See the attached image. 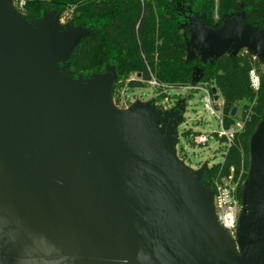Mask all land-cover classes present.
Listing matches in <instances>:
<instances>
[{
	"label": "water",
	"instance_id": "obj_1",
	"mask_svg": "<svg viewBox=\"0 0 264 264\" xmlns=\"http://www.w3.org/2000/svg\"><path fill=\"white\" fill-rule=\"evenodd\" d=\"M54 19L33 26L0 0V264H264V114L235 243L203 171L175 160L173 122L159 137L154 111H116L110 68L87 82L64 75L87 31ZM193 35L203 59L248 45L264 60V27L241 14L214 28L197 19Z\"/></svg>",
	"mask_w": 264,
	"mask_h": 264
},
{
	"label": "trees",
	"instance_id": "obj_2",
	"mask_svg": "<svg viewBox=\"0 0 264 264\" xmlns=\"http://www.w3.org/2000/svg\"><path fill=\"white\" fill-rule=\"evenodd\" d=\"M178 4L192 10V16L210 28L219 27L235 13L247 24L264 27V0H25L18 14L31 24L49 11L55 15L70 12L73 27L87 31L70 58L60 63L62 73L69 78L88 81L110 68L128 88H144L155 80L160 94L213 84L224 102L225 126L235 121L238 108L244 126L223 164L203 171L202 184L211 188L213 179L226 174L230 167L237 173L244 167L245 179L249 140L264 114V69L245 53L203 59L197 52L188 57L186 38L192 35L179 28L187 18L176 9ZM252 67L259 74L257 90L250 85Z\"/></svg>",
	"mask_w": 264,
	"mask_h": 264
},
{
	"label": "rangeland",
	"instance_id": "obj_3",
	"mask_svg": "<svg viewBox=\"0 0 264 264\" xmlns=\"http://www.w3.org/2000/svg\"><path fill=\"white\" fill-rule=\"evenodd\" d=\"M9 2L12 8L16 7L15 0H9ZM178 8L182 10V13L187 18L185 22L179 25V28L182 32H184V30L190 31L192 35L190 38H186V40L188 45L187 56L193 57L197 52H200L193 35V25L197 21V18L192 16L194 13L192 10L186 11L184 7L179 4L176 9ZM15 12L20 16L18 14V8ZM40 21L31 24L37 26ZM54 27L59 31L72 29L73 22L70 12H63L55 15ZM238 53L249 54L252 61L259 63L258 65L264 69V60L256 52L252 51L248 45H240L233 51L224 49L218 55ZM252 69H255L257 76H259L256 68L252 67ZM83 82H87V80ZM120 83V77L115 78L111 91V104L113 108L123 115H129L136 107H145L154 111L158 116L154 132L159 137L163 135L164 125L168 121H172L175 131V148L173 156L175 160L185 167L192 175L205 171L214 164L223 162V151L225 150L223 141L210 140L202 145L194 141V135H196L197 132H211L219 128L215 116L211 115L204 108L202 91L191 88H180L177 90L170 89L166 91L165 94H160L158 87L148 83L144 88H128L125 84ZM200 85L201 84H196L194 87H199ZM190 87H193V85ZM241 116L242 111L238 108L236 117L241 118ZM244 169L245 168L241 166V170L238 171V174H240V179L237 180L238 194H241V189L246 179H244Z\"/></svg>",
	"mask_w": 264,
	"mask_h": 264
},
{
	"label": "built area",
	"instance_id": "obj_4",
	"mask_svg": "<svg viewBox=\"0 0 264 264\" xmlns=\"http://www.w3.org/2000/svg\"><path fill=\"white\" fill-rule=\"evenodd\" d=\"M15 1L16 7H11L13 11L14 9L17 11V8L18 10L21 9L25 3V0ZM249 79L252 89L257 90L260 81L254 69L249 71ZM148 84L156 87L159 86L153 79L148 81ZM210 87L211 86L207 87L206 85H200L199 87H184L203 92L202 98L204 108L211 115L215 116L219 125V128L215 131L205 133L197 132V134L194 135V141L199 145L206 144L210 140L223 141L225 144V150L223 151L225 159L229 148L234 145L237 135L243 131L244 123L242 119L238 117L231 125L225 126L223 117L224 102L221 98H217V100L213 99ZM223 162L219 164H223ZM239 179L240 174L236 172L234 167H230L226 174L216 176L213 179L211 188H207L211 194L214 219L235 243L237 242L238 225L244 214L241 194L237 192V180Z\"/></svg>",
	"mask_w": 264,
	"mask_h": 264
}]
</instances>
